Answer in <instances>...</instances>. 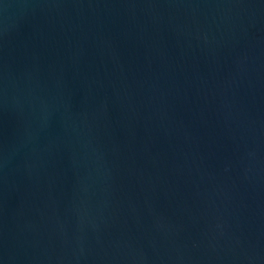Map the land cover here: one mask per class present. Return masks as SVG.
I'll list each match as a JSON object with an SVG mask.
<instances>
[{
	"label": "water",
	"instance_id": "95a60500",
	"mask_svg": "<svg viewBox=\"0 0 264 264\" xmlns=\"http://www.w3.org/2000/svg\"><path fill=\"white\" fill-rule=\"evenodd\" d=\"M0 264H264V0H0Z\"/></svg>",
	"mask_w": 264,
	"mask_h": 264
}]
</instances>
